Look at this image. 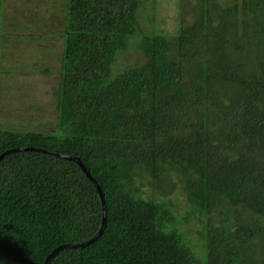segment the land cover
<instances>
[{"label":"trees","instance_id":"trees-1","mask_svg":"<svg viewBox=\"0 0 264 264\" xmlns=\"http://www.w3.org/2000/svg\"><path fill=\"white\" fill-rule=\"evenodd\" d=\"M139 1L64 0L52 128L0 127V151L77 156L102 194L100 232L58 246L97 229L94 186L72 159L8 150L0 264H42L55 246L44 264H264V0H203L172 34L138 30ZM135 32L141 60L109 76ZM170 176L179 216L137 191ZM182 219L197 220L191 245Z\"/></svg>","mask_w":264,"mask_h":264},{"label":"rangeland","instance_id":"rangeland-1","mask_svg":"<svg viewBox=\"0 0 264 264\" xmlns=\"http://www.w3.org/2000/svg\"><path fill=\"white\" fill-rule=\"evenodd\" d=\"M234 2L239 9L244 0H215V5L222 9ZM201 6L203 0H140L135 11L136 26L138 30L156 29L172 34L180 21H191ZM207 6H213V1L209 0ZM64 7V0H0V127L52 128L55 110L51 87L57 77ZM210 11L218 18V10L217 14ZM225 12H220L219 17ZM136 33L115 53L109 64V76L123 65L141 60V50L135 44ZM175 180L170 176L162 187L152 185L143 177L137 191L141 195L163 197L171 211L179 216L185 201L182 188ZM195 221H179V225L190 231L186 235L190 245L196 239Z\"/></svg>","mask_w":264,"mask_h":264},{"label":"water","instance_id":"water-1","mask_svg":"<svg viewBox=\"0 0 264 264\" xmlns=\"http://www.w3.org/2000/svg\"><path fill=\"white\" fill-rule=\"evenodd\" d=\"M17 148H30V149H39V150H43V151H47V152H51V153H54V154H57L59 156H62V157H66V158H69V159H72L78 166L79 168L84 172V174L86 175V177L89 179V181L92 183V185L94 186L96 192H97V195L99 197V201H100V221H99V225L97 227V229L95 230V232H93L89 237H87L86 239L84 240H81V241H78V242H66V243H63V244H60L58 246H61V245H64V246H74V245H81V244H84V243H87L89 242L90 240H92L101 230L102 226H103V222H104V208H103V199H102V194H101V191L97 185V183L94 181L93 177L87 172V170L84 168L83 164L79 161V159L77 158V156H74V155H70V154H64V153H60V152H57V151H54V150H50V149H46V148H42V147H35V146H15V147H9V148H6V149H3L2 151H0V156L8 151V150H12V149H17ZM58 246H55L54 248H52L47 254L46 256L44 257L43 261H42V264H44L46 258L58 247Z\"/></svg>","mask_w":264,"mask_h":264}]
</instances>
